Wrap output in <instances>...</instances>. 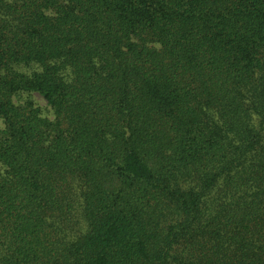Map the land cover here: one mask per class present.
Returning a JSON list of instances; mask_svg holds the SVG:
<instances>
[{
	"label": "trees",
	"instance_id": "obj_1",
	"mask_svg": "<svg viewBox=\"0 0 264 264\" xmlns=\"http://www.w3.org/2000/svg\"><path fill=\"white\" fill-rule=\"evenodd\" d=\"M0 264H264V0H0Z\"/></svg>",
	"mask_w": 264,
	"mask_h": 264
},
{
	"label": "rangeland",
	"instance_id": "obj_2",
	"mask_svg": "<svg viewBox=\"0 0 264 264\" xmlns=\"http://www.w3.org/2000/svg\"><path fill=\"white\" fill-rule=\"evenodd\" d=\"M36 98L38 102L41 104V106H46V102L40 96H37Z\"/></svg>",
	"mask_w": 264,
	"mask_h": 264
}]
</instances>
